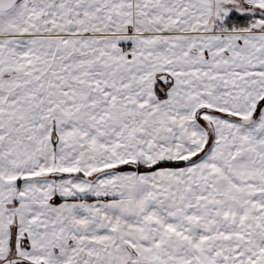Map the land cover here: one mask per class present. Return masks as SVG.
Here are the masks:
<instances>
[{
	"label": "snow or ice",
	"instance_id": "snow-or-ice-1",
	"mask_svg": "<svg viewBox=\"0 0 264 264\" xmlns=\"http://www.w3.org/2000/svg\"><path fill=\"white\" fill-rule=\"evenodd\" d=\"M0 264H264V0H0Z\"/></svg>",
	"mask_w": 264,
	"mask_h": 264
}]
</instances>
